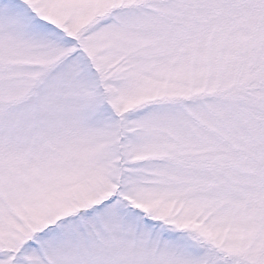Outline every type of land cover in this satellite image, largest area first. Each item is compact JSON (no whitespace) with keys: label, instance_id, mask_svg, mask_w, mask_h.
I'll list each match as a JSON object with an SVG mask.
<instances>
[{"label":"snow or ice","instance_id":"1","mask_svg":"<svg viewBox=\"0 0 264 264\" xmlns=\"http://www.w3.org/2000/svg\"><path fill=\"white\" fill-rule=\"evenodd\" d=\"M0 264H264V0H0Z\"/></svg>","mask_w":264,"mask_h":264}]
</instances>
